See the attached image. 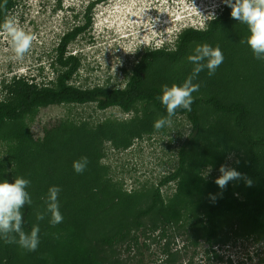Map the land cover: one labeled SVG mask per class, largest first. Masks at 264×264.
Wrapping results in <instances>:
<instances>
[{
  "label": "rangeland",
  "instance_id": "374dc122",
  "mask_svg": "<svg viewBox=\"0 0 264 264\" xmlns=\"http://www.w3.org/2000/svg\"><path fill=\"white\" fill-rule=\"evenodd\" d=\"M96 1L13 0L15 6L9 13L25 31L35 34L36 40L23 60H19L15 58L10 37L0 34V101L6 98V82L30 71L36 70L35 74L39 76L35 83L56 86L58 75L65 70L57 62L61 39L74 28L86 24L88 6ZM224 5L223 0H99L89 14L91 25L66 48L65 58L72 55L80 63L70 83L82 89L95 86L125 88L142 53L150 48L174 49L180 32L188 27L207 29L214 19L208 15L218 8L214 12L217 17L221 12L219 8ZM231 26L235 28L229 29L230 25L220 28L221 35L217 39L192 46L190 53L177 64L159 61L148 73V81L169 87L182 84L194 67L188 57L194 53L197 45L207 43L220 47L224 61L215 75L209 77L207 69L199 74L194 83L202 82L201 87L198 92L193 93V97L217 95L224 101L238 100L249 105V95H254L264 102V61L255 59L250 47L246 43H240L250 33H246L238 23ZM257 106L260 107V114L255 115L259 117L249 121L248 129L252 134L264 135V118H261L264 103H258ZM252 109L255 113L256 108L253 106ZM199 114L204 130L210 131L212 126L222 123L225 124L226 132L231 133L222 142H211L200 135L189 144V156L194 161L203 151L206 155L210 154L209 164L199 167L198 171L215 181L220 175L221 165L236 168L246 159V142L225 115L219 116L214 110L205 108ZM136 116H145L141 104L137 105L136 110L124 112L118 107L100 110L96 103H64L39 108L17 122H7L0 127V182L7 180L14 183L17 177L30 179L29 174L31 176L36 173L30 179L31 184L27 190L36 210L34 225L40 228L38 248L28 251L13 243L10 260L5 251L6 242L0 239V264H28L31 259H43L53 264L54 257L63 244L81 231L83 223L77 225L81 220L80 215L85 216L88 211L90 214L96 212L99 222L104 219V212L109 211H106L103 206L106 203L103 201L97 203L89 199L93 195L91 187H88L82 191L80 199L76 196L79 202H65L64 212L60 208L63 215L61 223L52 226L49 222L50 214H46L42 221L36 219V213L44 211L46 207L45 203L40 202L47 198L49 188L57 185V181L48 185L47 182L53 175L52 168L41 153L48 136L63 133L62 130L67 127L80 125H85L87 132L103 125H124L123 129L126 130ZM145 117L150 131L132 138L128 147H117L105 139L98 142L101 150L99 164L103 175L101 183L107 182L121 192L132 195L135 198L134 205L139 208L146 206V198L142 196L176 170L179 150L192 133V125L186 116L172 117L171 125L161 130H155L153 125L162 115L152 112V115ZM259 152L264 154V150L260 149ZM229 154L232 155L231 160L227 159ZM260 157L264 158L263 155ZM236 160H239V164ZM260 162L263 163L262 160ZM261 167L260 178L264 177V164ZM176 188L177 182L161 188L166 203L174 197ZM182 199L184 201L180 205L184 209V218L177 229H170L167 240L160 243L159 234L155 233L152 239L146 241V246H143L144 238H140L139 247L130 251L127 250L126 241L119 243L113 248L105 249L106 262L170 264L168 261L175 259V264H189L190 261L194 264H264V241L259 243L255 239L245 238L235 240L237 235L244 232V222L239 221L238 214L219 213L215 243L209 244L201 238L206 231L204 223H198V219L204 217L208 205L212 203L209 195ZM76 204H79L77 208ZM117 213L120 218L121 212ZM197 223L198 226H195ZM112 225L106 219L101 225L96 223L93 228V225H88V236L94 237L97 233L99 236L103 235ZM80 239L84 243L87 241L86 237ZM196 241L198 245L195 244ZM166 247H169L167 254L163 251Z\"/></svg>",
  "mask_w": 264,
  "mask_h": 264
},
{
  "label": "trees",
  "instance_id": "16d2710c",
  "mask_svg": "<svg viewBox=\"0 0 264 264\" xmlns=\"http://www.w3.org/2000/svg\"><path fill=\"white\" fill-rule=\"evenodd\" d=\"M14 6L13 0H8V10ZM93 6L94 4L89 7L86 24L67 34L58 47L57 62L65 70L58 75L56 86H41L34 80L26 78H13L5 86L6 98L0 101V127L7 122H17L39 108L64 103L82 105L96 103L100 110L118 107L124 112L136 110L137 105L141 104L145 116L155 112L166 117V108L156 99L157 96L162 95L163 86L148 81V73L154 66L159 61L171 64L181 62L190 53L192 46L210 39H217L221 35L219 34L220 28L224 26L230 25L228 28L232 30L235 27L231 25L238 23L246 33H249L246 25L240 24L239 21L231 17L232 9L226 5L220 14L211 20L207 29H185L179 35L174 49L163 48L147 50L142 53L125 88L95 86L91 89H82L70 83L78 71L79 60L72 55L65 58V53L68 44L91 25L89 13ZM2 20L3 15H0V22ZM249 101L248 105L243 101H224L217 95H211L194 98L191 112L184 109L177 111L175 116L187 117L192 125V133L179 150V163L176 170L165 176L155 188L142 196L146 198L144 208L134 205L135 198L132 195L121 192L115 186L108 185L107 182L101 183L103 175L99 164L101 150L98 142L105 139L110 140L117 147H128L132 138L140 137L143 133L150 131V125L145 116L142 118L136 116L130 122V128L128 127L126 130L123 129L124 125L116 127L103 125L97 130L87 132L85 125H80L67 127L62 130L63 133H54V136H48L46 144H44L45 148L41 150V153L52 168L53 175L49 178L48 185L57 181L56 186L62 189L58 194L62 212L66 207L65 202L78 200L76 196L80 199L82 191L91 187L93 196L89 199L97 203L103 201L106 203L103 205L106 211L109 210L104 212V219L100 221L104 222L106 219L110 221V224H113L112 228H109L103 235L99 236L97 233L98 235L90 237L88 236V225H93L92 228L96 223L101 225L100 221L97 222V213L90 214L88 211L85 216L80 215L81 220L77 225L83 223L81 231L77 235L69 237L63 244L58 255L54 257L53 264H108L104 256L105 249L113 248L126 241L127 250L130 251L132 248L139 247L140 238H144L143 246H146V241L152 239L155 233L159 234L158 239L162 243L169 238L170 229H177V226L181 225L184 218V209L180 205L184 201L182 198L187 199L220 192L213 180L205 178L198 171L199 167L209 164L210 154L206 155L203 151L194 161L189 156L188 147L200 135H204L211 142L212 140L222 142L231 133L230 131L226 132L225 124L222 123L212 126L210 131L204 130L199 114L202 108L214 110L215 114L219 116L225 115L228 117V121L234 124L237 133L246 142L247 153L246 159L236 167V170L256 182H253L251 187L245 186L243 181L229 183L223 192V198H218L215 203H210L204 217L198 219V223H204L206 227L201 238L209 244L215 243L218 233V215L221 212H226L238 214L239 221L244 222V232L237 235L236 241L240 238L255 239L259 243L264 241V177L260 178L261 166L264 164V158L260 156H264V154L259 152L260 149L264 150V135L252 134L248 129L249 121L252 122L255 117H259L257 115L260 114V107L257 104L263 105L264 102L259 100V96L254 95H249ZM253 106L256 108L255 113L252 109ZM261 118H264L263 113H261ZM82 156L88 157L89 164L82 174H77L73 168V162ZM34 175L36 176V173ZM34 175L30 176L29 174L30 179ZM171 182H177L176 194L166 203L161 188ZM103 184L105 186H102ZM40 203H44V200ZM77 206L79 204H76L75 207L77 208ZM22 211L24 213V230L30 231L36 221L34 216L36 210L33 203L31 206L26 205ZM118 211L121 212L120 218ZM198 223L195 226H198ZM81 237H86V243L80 239ZM195 244L198 245V242L196 241ZM11 246L12 244L5 243L8 260L12 258ZM168 250L169 247H166L163 251L167 254ZM117 262L118 260L115 263ZM168 262L175 264L176 260L171 259ZM28 264H49V262L43 259H31ZM140 264H142L141 261ZM189 264L194 263L190 261Z\"/></svg>",
  "mask_w": 264,
  "mask_h": 264
},
{
  "label": "clouds",
  "instance_id": "9594fccd",
  "mask_svg": "<svg viewBox=\"0 0 264 264\" xmlns=\"http://www.w3.org/2000/svg\"><path fill=\"white\" fill-rule=\"evenodd\" d=\"M170 1L173 2L174 0ZM96 2L98 3L99 0ZM96 2L92 4L95 5ZM223 3L225 4L224 7L227 5L232 9L231 17L239 21L240 24L246 25L249 30L250 35L246 40H241L240 43H246L250 47L255 59L264 61V0H223ZM223 8L220 7L219 9L222 11ZM217 11L218 8H215L213 14L208 16L215 18L214 12L216 13ZM0 15H3V20L0 22V34H6L10 37L15 58L23 60L36 40L35 34L25 31L18 25L16 18L9 13L8 0L0 2ZM148 50H155V48ZM188 60L194 65L191 74L182 84H173L170 87L164 85L162 95L156 97L166 108L167 116L161 117L154 122L153 127L155 130L170 126L172 117L176 115L179 109L191 112V105L194 102L193 93L199 91L202 83H194V81L198 79L199 74L205 69H207L209 77L215 75L216 70L224 61V55L219 46L213 47L205 43L197 45ZM35 71H30L23 76H14L13 78H26L35 81L39 77L35 74ZM9 82H6V85ZM227 159L231 160L232 155L229 154ZM235 162L239 164V160ZM88 164V157L82 156L79 160L73 162V168L77 174H82L87 169ZM219 173L220 175L215 179L214 183L218 186L220 192L216 194L209 193V199L212 203H215L218 198H223V192L227 189L230 182L243 181L247 187L253 185L251 178L227 164L220 166ZM30 184V179L22 177L15 178L14 183H9L7 180L0 182V239L9 244H18L21 248L28 251H35L40 243V228L38 225H34L30 232H26L24 230V213L22 211L26 205L31 206L33 203L32 197L27 190ZM61 190L59 186L49 188L47 198L44 200L45 210L36 213L38 221L44 220L46 214H50L49 222L52 226L63 221L58 200V194Z\"/></svg>",
  "mask_w": 264,
  "mask_h": 264
},
{
  "label": "flooded vegetation",
  "instance_id": "af4514ba",
  "mask_svg": "<svg viewBox=\"0 0 264 264\" xmlns=\"http://www.w3.org/2000/svg\"><path fill=\"white\" fill-rule=\"evenodd\" d=\"M88 10H89V8H88ZM88 10H87V13H88ZM89 14H90V13H89ZM86 17H87V16H86ZM78 27H80V26H78ZM76 28H77V27H76ZM74 29H75V28H74ZM74 29H73V30H74ZM86 29H87V28H86ZM86 29H85V30H86ZM85 30H84V31H85ZM84 31H82V32H84ZM82 32H81V33H82ZM81 33H79V34H81ZM79 34H78V35H79Z\"/></svg>",
  "mask_w": 264,
  "mask_h": 264
}]
</instances>
